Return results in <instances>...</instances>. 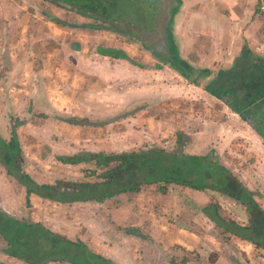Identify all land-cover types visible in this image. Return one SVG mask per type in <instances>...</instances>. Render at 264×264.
Returning <instances> with one entry per match:
<instances>
[{
    "label": "crops",
    "instance_id": "0c3cea01",
    "mask_svg": "<svg viewBox=\"0 0 264 264\" xmlns=\"http://www.w3.org/2000/svg\"><path fill=\"white\" fill-rule=\"evenodd\" d=\"M256 1L172 2L166 10L169 14L166 15V26L177 65L193 82L182 77L180 71L161 73L167 77L174 75L180 81L178 90L182 88L184 91L187 87L204 91L209 102L216 101L228 111V123L241 129L238 134L236 130L232 131L228 138L240 135L264 153L261 138L234 113V106L206 92L208 86L215 90L234 91L235 99L241 97L238 102H245L244 92H259L264 88V27L256 11ZM28 3L25 0H0L1 139L9 138L5 130L8 123L3 115L6 113L18 122L14 133L20 154L29 155V159L32 156L40 158L50 152L71 153L69 144L74 143V129L80 130V140L85 139L82 141L85 151L123 152L116 144L120 135L115 133L117 123L122 120L114 116L120 113L128 93L137 91L135 82L146 71L136 69V65L128 61L109 59L96 51L83 49L80 40L83 35L94 38L103 34L106 37V32L73 28L66 11L46 5L48 12L39 13V9ZM72 48L79 49L73 51ZM157 72H148L152 76H148L150 84L145 85L146 90L152 89L151 79L159 75H153ZM106 117L109 119L106 120L107 126L94 127V124L104 123ZM74 118L82 121L83 125L75 126ZM128 120L134 123V128H139L144 138H152L155 132L147 125L156 126L160 132L164 127L174 129L182 124L177 117L168 118L165 122L164 119L147 118L142 112L128 117ZM93 136L100 140L97 145L101 147L88 143L93 141L88 139ZM55 140H62V150H56L59 146H55ZM27 162H23L24 168L20 163L17 166L32 181L40 184L34 173L26 172L29 166L33 167L30 161ZM46 202L53 201L35 194L26 197L24 187L7 176L0 163V211L13 219L39 223L53 233L64 234L60 221L53 219L59 227L52 229L40 218L45 214L44 219L53 222L50 211L44 209L41 212L46 208ZM90 203L91 206H84L80 211L79 240L89 252L112 264H171L169 252L173 250L187 254L209 250L220 251V254L222 249L228 255L225 261L229 264L233 245L239 247L245 264H264V256L255 254L250 243L216 231L201 212V208L209 204V196L203 191L174 184L163 188L145 185L136 192L120 193L98 203L87 201L79 204ZM57 204L67 207L64 203ZM62 211L65 212L64 222L74 218L72 212ZM3 249L0 250L3 256L0 264L4 259L27 264L4 254Z\"/></svg>",
    "mask_w": 264,
    "mask_h": 264
},
{
    "label": "rangeland",
    "instance_id": "374dc122",
    "mask_svg": "<svg viewBox=\"0 0 264 264\" xmlns=\"http://www.w3.org/2000/svg\"><path fill=\"white\" fill-rule=\"evenodd\" d=\"M25 1L30 2L28 4L34 9H39V13L48 12V10L46 9L47 7H45L47 4L43 5L40 0L39 2L36 0ZM158 1L160 3L158 7L160 8L159 10L162 14L155 18L153 24L149 25L147 22L149 13L147 10H145L144 0H128L127 2H125L127 4H124L122 0H113V15L116 14L120 16L124 12V10L127 9L126 6L129 5L131 7V19L134 21V23H140V30L143 29L144 25L146 26L143 31H139L136 25L118 23L119 25L117 27H114V29H116V33H113L106 30V28L108 27L107 23L97 25L89 19L66 11L68 20L71 22V26L73 28L77 27V29H87L88 31L92 32L91 27L96 26L99 28V31L106 32V34H108H105L106 37H103L102 34V36L96 35L94 38L89 37V35H83L80 40L82 42V46H84V50L95 51L97 46H101L102 48H105V46H110L109 48H118L120 50H123L125 54L130 56L131 59L129 60L133 62L132 64L135 63L134 65H136V69H142L146 71V74H143L141 79H138L135 82V89L137 91H132V93H128L129 95L127 94L128 96L125 97L127 101L122 102L120 113L114 116L115 118H118V120H122L116 125L117 128L115 129V133H118V135H120L119 141H116V144L121 151L123 150V152H137L149 149H161L165 152H178L188 156H209L210 160L216 162L218 166L226 170L230 174V177L237 182L238 186H240V188H243L250 195V199L255 202L257 206L262 210L264 216V153L262 152V149L260 147L258 148L257 146L252 145L251 143H248L247 140L241 138L240 135H237L238 132H241V129L239 128V126H233L228 123V111L225 110L224 107H222L216 101L212 100L211 102H209V97L206 96L204 91H195L193 88L187 87L184 88V91H182V88L178 90L177 88L180 84V81L177 80L174 75L167 77L165 75H162L161 73L162 71H169L171 72L170 74H175V72L177 71L175 66H173V63L163 62L161 59V57L165 56L166 52L164 51V35L162 31V24L164 23L163 21L166 17L165 11L169 8L172 2L175 4L176 0ZM116 9L119 11H116ZM127 30H131V34L138 36V40L133 38V40H130L127 35L125 36L123 32ZM138 42L141 43V45ZM169 45L173 50L174 48L173 45H171L170 41ZM142 46L144 48H142ZM72 49L73 51H78L77 49L79 48ZM56 50L59 51L60 49ZM149 71H158L153 75H159H157L156 77H152V89L150 88V90H146L145 85L150 84L148 82V76H152L148 74ZM138 78L140 77L138 76ZM140 94H143V97H140ZM141 112L142 115L147 118H152L153 120L155 118L157 120L164 119L165 122L168 121V118L177 117L178 120L182 121V124H179V126L176 125L174 129H167L166 127H164L160 130V132H158L156 126L149 127V125H147L151 131L154 129L155 132L152 138H144L143 134L139 133V128H134V123H131V121L128 120V117L131 118L136 114L140 115ZM3 115L5 117V121L7 120L8 123L6 124L5 128L6 133L8 132L6 136H9L10 125H13L15 123V118L11 117L10 114L6 116V113H3ZM106 120L109 119L106 117L104 123L94 124V127L97 126L101 128L102 126H107L108 124ZM72 121L73 123H75V126L77 125L78 127H81L83 125L82 121L78 119L74 118L72 119ZM85 123L86 122H84V124ZM16 127L17 126H15V128ZM143 127H146V125H144ZM242 128L244 129V126H242ZM109 129H111V127ZM234 130H236L235 132H237V134L232 135V138H228L231 132ZM73 131V137H71L74 138V143L69 144V147L72 150L71 153L54 154L50 152V154H42L40 158H38L37 156H32L31 159H29V155L27 154H25L26 156L24 154H20V159L18 162L20 163L21 167L24 168L23 162L30 161L33 167L29 166L26 172L31 174L34 173V177L38 182H40V184L55 185L57 181L84 182L85 179L82 177L81 171L90 168L92 164H64L63 166V164L58 161V158L70 157L73 154L78 153L95 154L100 152L85 151V143L82 144V141L85 139L80 140L82 137L80 135V130L74 129ZM242 132L244 131L242 130ZM93 135L96 134L94 133ZM93 137L88 138H91L93 140L91 143L88 141V143L96 148L101 147L100 144L97 145V142H99L100 140H98L96 137ZM6 140L8 139H4V141ZM55 141V146H59V148H57L56 150H62V140ZM69 147H67V149ZM90 182H93V180H91ZM205 184H207L205 186H208L210 188L206 187L207 189L203 190V192L208 194L209 204H216L218 206L217 214L222 219L232 220L240 226H246L250 223L249 217L252 213H254V211L249 210V212H247L245 206L241 205L237 201L239 198L245 202H248V195L245 192H241V194H233L232 191H227L228 194L232 196V198H230L229 196L220 194L213 189L218 188V186H216L217 184H213V179L208 180V183L206 181ZM58 188L61 189L57 185L55 191H58ZM219 188H222V186H220ZM55 194H57L56 196H59L62 193L57 192ZM235 197L237 199H235ZM74 203L75 204L72 205L65 204L67 207L63 208L60 207L57 202H46V208L41 209V212H43L44 209L50 211V214H52V217L50 218L52 220L55 219L57 221H60L62 223V227H64V231L62 230L64 234L62 232L53 233L52 231H50L51 233L59 237L70 239V241L72 242H81L79 240V238H81V235L78 232L81 226L80 211L84 206H91L92 204L90 203L89 205H81L79 204L81 202ZM61 208L62 210H68V213L72 212L74 218L67 219L64 222L63 214H65V212L62 211ZM207 213L210 214L212 218H214L211 211H208ZM44 215L45 214L40 215V218L45 225H50L52 229H55V226L59 227V224L54 223L57 221L53 220V222L50 223L49 219H44ZM208 220L210 221V219ZM210 222L214 225L212 221ZM24 223H27V221H25ZM24 229L26 228H22L20 230L13 227V231L17 236L21 238V240H18L16 246L23 247H20V249L16 247L14 251L22 250L27 246L26 249L29 251L28 253L32 254L33 258L36 259L39 254L38 252L41 251L40 241L41 239L45 240V236L43 233H40L37 236L33 235L38 232L37 228H34L33 232H30L28 229ZM216 229V231L219 232L220 229L217 227ZM263 233V224L257 222L256 224H254L253 228H251L245 234L256 240H260V243L264 245L263 237H261ZM52 240L54 242L49 247V249H46L44 252H42V255L44 256L43 260L46 259L45 257H50L52 254L56 255L54 247H57L60 244V241H56L54 239ZM250 247L252 248V250H254L253 252L255 254L264 256V250L255 248L251 244ZM2 248H4V244L0 240V250ZM231 249L232 253L229 255L231 261H229V264H245V259L242 260V258H244V255L240 253L239 247L233 245ZM219 252L220 251L217 252L208 250L205 253L194 252L187 254L182 251L173 250L169 252V263L213 264V262L215 261V264H228L225 261V259H228V255L226 256L224 254L225 251L223 249L221 250L220 254ZM0 260H3V256L1 254ZM5 260L7 259H4L3 264L21 263H15L13 261L7 262Z\"/></svg>",
    "mask_w": 264,
    "mask_h": 264
},
{
    "label": "trees",
    "instance_id": "16d2710c",
    "mask_svg": "<svg viewBox=\"0 0 264 264\" xmlns=\"http://www.w3.org/2000/svg\"><path fill=\"white\" fill-rule=\"evenodd\" d=\"M40 1L43 4L51 5L63 11L72 12L83 18L89 19L97 25L107 23L108 27L106 30L113 33H116L114 27H117L119 25L118 23L136 25L139 31H143L146 28L144 25L143 29L140 30V23H134L131 19V7L129 5L126 6L127 9H125L120 16L116 14L113 15V0ZM127 1L128 0H122L124 4H127L125 3ZM159 5L160 3L158 0H144L145 10L149 13L147 17L149 25L153 24L155 18L162 14L159 10ZM116 11L119 10L116 9ZM165 13L167 15V11H165ZM48 19L58 23L54 18L48 17ZM167 21L168 17H165L163 21L164 23L162 24V31L164 35V51L166 52L165 56L161 57V59L163 62L173 63V66H175L177 71H180L182 77L192 83L193 80L188 78L187 74H183L177 65L175 49L172 50L169 45V41L171 45L172 42L166 26L168 24ZM91 28L94 30L99 29L96 26ZM130 31L131 30H127L123 33L125 36L127 35L130 40H138V36L131 34ZM139 44L141 45V43ZM109 47L110 46H105V48H102L101 46H97L95 51L99 55L109 59L125 60L133 63L128 59L123 50ZM142 48L144 47L142 46ZM207 89L206 92L220 99L222 102L231 103L234 106V108H232L234 113H236L240 120L248 125L261 138L262 143H264V88L260 89L259 92L258 90L244 92L246 103L238 102L241 97L236 100L234 97V91L232 92L230 90L219 88L215 90L210 86H208ZM258 94L260 96H258ZM235 95H237L236 92ZM15 124L18 125L16 120L13 125H10V135L8 140L4 141L0 138V163L6 175L15 179L24 187L26 197L29 194H35L42 199L64 204L87 201L98 203L114 196L115 194L136 192L141 186L145 185H157L163 188L165 185L174 184L192 190L203 191L208 187L205 186L207 185L205 182L207 181L208 183V180L213 179V184H217L216 186H218V188L213 189L220 194L232 198L227 191H232L233 194H241V192H245L248 195V202L239 198L237 201L245 206L247 212L253 210L254 213L250 215V223L248 225L240 226L232 220L222 219L217 214L218 206L216 204H208L207 206L202 207L201 212L210 219V221H212L222 233L234 236L242 241L250 243L255 248L264 250V245L260 243V240H256L245 234L253 228L254 224L257 222L264 226L262 210L250 199V195L243 188L238 186L237 182L230 177V174L222 167L218 166L216 162L210 160L209 156H188L178 152H165L161 149L109 154L78 153L73 154L70 157L58 158V161L67 165H76L80 163L92 164L90 168L81 171L82 177L85 179L84 182L57 181L55 185L37 184L17 166L20 159V150L14 133V128L17 126ZM89 180H93V182H90ZM219 184L222 188H219ZM57 185L61 189L58 188L59 190L55 191ZM57 192H61L62 194L56 196L57 194L55 193ZM235 199L237 198L235 197ZM208 211L213 213L214 218L207 213ZM24 222L25 221L23 220L13 219L0 211V240L4 244V249L2 251L9 257L27 264H112L100 256L89 252L79 241L72 242L66 238L56 236L43 228L39 223ZM12 226L20 230L26 228L24 230L28 229L30 232H33L34 228H37L38 232L33 235L37 236L40 233L44 234L45 240L41 239L40 241L41 251L38 252L39 254L36 259L33 258L32 254L28 253L29 251L26 249L27 246L22 250L14 251V249L18 247L16 246L18 240H21V238L16 235ZM261 237H263L264 240V233ZM52 239L60 241V244L57 247H54L56 255L52 254L50 257H45L46 259L43 260L44 256L42 255V252L49 249L53 244L54 241ZM20 247H18V249H20Z\"/></svg>",
    "mask_w": 264,
    "mask_h": 264
},
{
    "label": "built area",
    "instance_id": "2783aa9c",
    "mask_svg": "<svg viewBox=\"0 0 264 264\" xmlns=\"http://www.w3.org/2000/svg\"><path fill=\"white\" fill-rule=\"evenodd\" d=\"M256 11L261 19V23L264 27V0H257Z\"/></svg>",
    "mask_w": 264,
    "mask_h": 264
}]
</instances>
